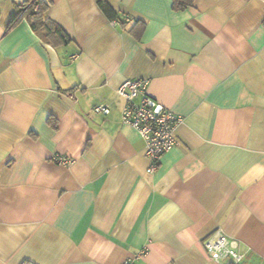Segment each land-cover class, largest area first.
Returning <instances> with one entry per match:
<instances>
[{
	"label": "crops",
	"instance_id": "crops-1",
	"mask_svg": "<svg viewBox=\"0 0 264 264\" xmlns=\"http://www.w3.org/2000/svg\"><path fill=\"white\" fill-rule=\"evenodd\" d=\"M106 1L51 0L53 44L0 0V264H219L218 228L264 264L262 0ZM129 78L183 118L154 172Z\"/></svg>",
	"mask_w": 264,
	"mask_h": 264
},
{
	"label": "built area",
	"instance_id": "built-area-1",
	"mask_svg": "<svg viewBox=\"0 0 264 264\" xmlns=\"http://www.w3.org/2000/svg\"><path fill=\"white\" fill-rule=\"evenodd\" d=\"M262 2L264 5V0ZM117 92L126 100L122 119L134 126L144 139L150 162L148 171L154 172L158 169L162 156L178 143L175 130L183 118L150 95L147 79H126L119 85ZM95 111L106 114L109 108L100 104L95 107ZM57 161L67 165L74 160L58 156ZM204 245L209 256L219 264H240L244 256L239 249L238 240L220 228L206 238ZM139 256L140 254L137 255ZM134 261L135 257L129 258L123 264H135Z\"/></svg>",
	"mask_w": 264,
	"mask_h": 264
},
{
	"label": "trees",
	"instance_id": "trees-1",
	"mask_svg": "<svg viewBox=\"0 0 264 264\" xmlns=\"http://www.w3.org/2000/svg\"><path fill=\"white\" fill-rule=\"evenodd\" d=\"M51 0H24V2L16 5V12L12 17L11 24L13 25L17 20L25 17L30 23L33 31L42 39L53 44L65 43L70 39L67 32L52 18H50L46 11L50 5ZM194 0H173V7L175 9H184L193 4ZM100 7L113 20H120L124 22L127 17H120L112 6L106 0H98ZM24 264H32L25 262Z\"/></svg>",
	"mask_w": 264,
	"mask_h": 264
}]
</instances>
